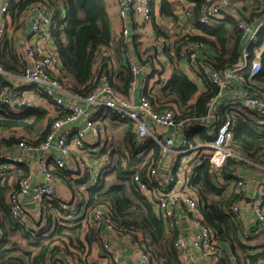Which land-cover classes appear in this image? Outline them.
<instances>
[{"label":"built area","instance_id":"2783aa9c","mask_svg":"<svg viewBox=\"0 0 264 264\" xmlns=\"http://www.w3.org/2000/svg\"><path fill=\"white\" fill-rule=\"evenodd\" d=\"M245 1L247 0H205L199 16L200 24L211 26L220 20L224 9H231L243 39L239 61L232 67L215 70L205 63L204 55L209 46L202 41L191 40L189 35H183L184 41L177 49L180 63L202 66L205 75L219 88V93L211 99L205 116L180 120L176 116V106L171 110L158 111L157 104L150 100L147 93L143 92L139 99L136 98L141 72L137 64L130 63L132 81L128 93L116 90L112 77L107 73V70H111V46L101 48L96 54V70L90 82V92H73L71 84L61 77V60L57 48L52 45L55 15L52 3L49 0H39L24 12L20 19L22 22L28 19L31 21L32 39L28 44H23L9 37L6 22L10 16L11 0H0V44L8 39L13 40L21 67V73L16 75L5 70L0 63V75L10 83L7 87L0 88V110L6 107L15 114L46 110L53 120L49 134L43 139L17 131H11L8 137L0 133V178L19 164L27 165L31 171L34 162L38 163L42 173L40 183L33 182L29 176L11 187L7 198L11 215L29 226V218L38 216L33 211H38L46 200L58 202L68 213L80 211V199L74 197L66 202L61 197L58 189L61 180L54 170L69 171L71 179L84 181L88 183V187H93L108 172L107 168L115 163V153L107 148V139L100 129L105 116L113 115L119 121L132 125L137 143L145 145L154 142L161 147L162 159L158 166L147 170L145 179L139 173L142 169L139 165H133L129 169L134 172L138 190L155 206L169 228L182 226L180 210L185 211L191 239L181 228L182 232L175 242L181 261L184 264H201L195 255L197 252L206 264H238V259L231 250L220 248L213 232L202 224L199 196L192 187V175L197 166L206 162L212 165L218 181L231 171L236 180L240 201L231 204L229 211L243 222L247 223L249 220L250 227H260L258 233L264 232V178L257 183L250 199L244 194V189L248 188V179L238 169L242 165H248L252 168L259 167L264 172V162L252 161L230 148L236 123L245 120V116L238 111L241 106L264 122L263 88L247 89L245 85L246 78L251 80L263 69L264 45L260 48H254V45L264 29V15L252 23L243 21L238 7ZM103 2L106 6L116 5L122 19H126L129 12L141 24L152 18L151 0ZM186 16L192 17L193 14L189 12ZM129 33L130 29L124 27L120 36L127 37ZM163 43L157 41L155 47L160 51ZM105 61L107 62L104 63ZM104 65H107V70H104ZM230 90H235L236 94H228ZM48 106L54 107L51 112ZM221 111L225 117L220 114ZM198 126L207 127L208 134L212 137L210 142L198 144L190 140V134ZM11 138L17 140L13 146L4 143ZM11 149L14 151L10 152ZM171 156L180 157L181 165H171ZM126 164L122 165L125 169L128 168ZM169 164L170 167H167ZM84 221L102 236L103 250L107 255H115L112 244L114 237L133 236L116 229L112 209L108 204L90 209ZM245 227L249 228L247 224ZM108 233L110 235L105 236ZM247 234L244 231V235ZM1 236L0 233V238ZM135 247L138 254L136 264L156 262L149 253H145L147 247L139 243ZM61 254L51 258L48 264H65L60 261Z\"/></svg>","mask_w":264,"mask_h":264},{"label":"trees","instance_id":"16d2710c","mask_svg":"<svg viewBox=\"0 0 264 264\" xmlns=\"http://www.w3.org/2000/svg\"><path fill=\"white\" fill-rule=\"evenodd\" d=\"M39 0H11L10 15L19 19L28 7ZM54 8V24L52 37L61 60V77L71 84L73 92L87 94L91 90L90 82L94 77L96 54L103 47L111 44V23L103 0H49ZM195 4L194 15L198 21L204 5L203 0H189ZM173 16V13H167ZM264 15V0L254 2L251 10H244L241 19L252 23ZM199 22V21H198ZM230 26H221L207 32L215 38L214 42L200 37H190L193 41H202L209 46L212 54L206 57L205 63L215 70H223L235 65L240 58L243 39L235 19L229 20ZM200 24V23H199ZM122 47L125 43L121 44ZM264 45V29L259 33L254 48ZM218 47V48H217ZM178 57V53H177ZM105 61L104 63H106ZM0 63L5 70L11 72L19 70L14 44L5 42L0 46ZM263 69L255 77L246 78L247 89L256 87L264 90V51L262 53ZM107 70V65H104ZM116 90L127 94L132 81L130 64H124L118 71H109ZM249 75V73H248ZM206 90L198 95V87L182 72H175L171 80L160 89L159 94L148 95L157 104V110H171L176 106L178 119L200 118L209 111V103L218 93L219 88L205 75L201 74ZM7 87L5 79L0 75V88ZM197 96V98H196ZM196 100L194 101V99ZM245 116L239 120L234 128V138L230 148L240 152L243 156L256 162H264V122H261L249 109L241 106L238 109ZM224 116V112L221 113ZM52 118L44 111H26L22 114L11 113L6 107L0 110V129H22L28 133H36L46 125L40 138L46 137L52 127ZM194 129L192 135L200 133L199 140L208 143L212 137L208 129L203 126ZM121 134L119 158L113 166L107 168L93 187L87 186V197H82L85 210L108 204L112 209V219L116 229L123 234L135 235L143 233L149 240L150 246L145 250L158 264H184L177 252L175 242L182 232L181 227L169 228L159 216L155 206L143 195L134 182V172L122 165L137 163L142 169L139 171L145 179L147 170L158 166L162 159L161 147L154 142L145 145L137 143L130 123L125 124ZM13 145L17 142L11 138L4 143ZM130 161V163H129ZM231 164L237 165L234 161ZM231 166V165H230ZM18 169L23 173L16 176V183L27 179L29 171L27 165L19 164ZM0 178V264H48L51 258L63 253L72 245L76 249L82 248L81 236L88 230L83 220L86 214L76 212L72 220L65 219L69 213L61 208L58 202L46 200L38 209L37 218L30 217V225H24L16 220L10 212L7 198L11 191L8 178L11 171ZM55 175L68 183L80 186L82 183L71 179V173L63 169H55ZM112 176L114 180L111 181ZM225 182L220 184L209 162L197 166L192 175V187L199 196V211L201 222L214 235L215 241L224 248L227 245L237 257L238 264H264V240L258 241L264 232L260 227H245L244 222L229 211V206L239 201L236 180L228 171L224 175ZM72 187V186H71ZM74 214V213H72ZM74 216V215H72ZM244 231L248 234L244 235ZM89 235L98 232L89 227ZM87 236L88 241L91 243ZM24 242V243H23ZM24 244V245H23ZM24 246V247H23ZM225 249V248H224ZM83 249H81L82 251ZM62 255V254H61ZM55 264V263H52Z\"/></svg>","mask_w":264,"mask_h":264},{"label":"crops","instance_id":"0c3cea01","mask_svg":"<svg viewBox=\"0 0 264 264\" xmlns=\"http://www.w3.org/2000/svg\"><path fill=\"white\" fill-rule=\"evenodd\" d=\"M205 1V0H203ZM152 2V18L149 22L144 24L138 23L136 19L133 17L132 13H128V17L126 19L120 18L118 15V8L116 5L114 6H106L108 16L110 18L111 23V44L110 46L113 48L112 52V61H111V71H118L121 65L124 64H137L140 66V83L136 90V98L139 99L141 95L147 93L148 95H156L159 94L161 88H163L173 77L175 72L185 73L189 79H191L196 86L198 87V95L206 90L204 80L201 77L203 67L200 65L192 63H187L186 65H182L177 57V49L184 41L183 35H189L190 37H200L205 38L214 42L215 38L209 34L208 30H214L221 26H225L228 28L230 26L229 20H233V16L229 9H224L222 12V16L219 21L213 23L211 26H204L199 24L194 15L195 4L189 0H151ZM254 7V2L252 0H247L245 3H242L238 7V11L240 15L244 10H251ZM173 13V16L166 15L167 13ZM191 12L193 14L192 17H187L186 14ZM201 13V12H200ZM230 23V24H229ZM7 28L10 32L9 37L13 38L15 41H19L23 44H28L32 39V31H31V21L28 19L26 22H22L21 19H15L10 15L7 18L6 22ZM124 27H128L130 29V33L127 37H122L121 32ZM7 41V40H6ZM9 42H13L12 39H8ZM157 41H163V49L158 50L155 47V43ZM125 43V46L122 47L121 44ZM4 43V42H3ZM0 44V46L3 45ZM52 45L56 48L54 41H52ZM218 48V47H217ZM16 52V51H15ZM212 54V51L208 49L205 52V57ZM17 56V54H16ZM18 59V57H17ZM19 62V60H18ZM5 69V68H4ZM95 65L93 72L95 73ZM8 71V70H7ZM10 73H14L19 75L21 73V67L19 66L18 72L10 70ZM62 76V75H61ZM9 85L10 83L7 81V78L3 77ZM13 88V87H12ZM236 88V87H234ZM28 89H30L28 87ZM129 91V90H128ZM228 94H236L235 90H230ZM197 98V96H196ZM194 99V101L196 100ZM49 104V103H47ZM1 105V104H0ZM53 106H48V110L51 112ZM44 112L48 115V111L44 110ZM110 119L118 125L125 126V122L119 121L113 115H106L100 125V129L102 130L106 141V146L109 150L114 151L110 146L111 136L108 133V127L110 126ZM46 128H40L36 133H28L22 129H0V133L4 136L8 137L11 131H17L20 134H29L30 136L36 135L40 137L41 133ZM199 128V127H198ZM206 128V127H205ZM207 129V128H206ZM198 131V130H196ZM196 131L192 135V141L195 143L201 144L202 141L199 140L200 133H196ZM7 141V140H6ZM15 144V143H14ZM13 146V145H12ZM122 148H120L121 150ZM14 150L11 149L10 152ZM115 153V152H114ZM119 151H117V155ZM116 155V153H115ZM190 155V154H189ZM37 157V156H35ZM117 158L115 159L116 162ZM171 165L174 163L176 165H181L180 157L171 156L170 157ZM130 163V161H129ZM131 165H138L137 163H132ZM28 167V166H27ZM170 167V164L167 166ZM239 170L245 173L248 179V188L244 189V194H247L251 199V196L254 193V189L263 178L264 172L259 168H252L248 165H242L238 167ZM29 171V168H28ZM23 173L21 169L16 168L14 171H11L10 177L8 178V185L11 188L15 185L16 175ZM29 176L32 178V181L35 183H40L42 181V173L41 168L39 167L37 162H34L31 171H29ZM61 180V179H60ZM220 184L225 182L224 178H221L218 181ZM72 183V187L68 185L67 182L61 180L58 184V189L61 197L69 202L74 197L81 200L78 204L81 213L86 214L88 211L85 210V204L82 202V199L77 196V193H74V184ZM85 185L83 186L85 190H87L88 183L84 181L81 182ZM81 184V185H82ZM248 191V192H247ZM87 191L84 198H86ZM240 201V199H239ZM249 206V200L247 201ZM37 213V211H33ZM76 213H69L64 216L65 219L72 220L73 217H76ZM180 214L184 220V223L189 225L188 218L186 217L185 211L180 210ZM74 215V216H72ZM38 217V216H37ZM36 217V218H37ZM86 225L85 221L83 222ZM248 227L251 225L249 220H247ZM183 225V223H182ZM88 226L86 225V228ZM182 230L188 235L189 240L191 239V232L189 227L181 226ZM89 235V227L88 230L83 232L81 236L82 248L76 249L74 246L69 245L67 250H63L61 262L65 264H127V260L130 259L134 264L137 263L138 254L135 247V244L139 243L144 247L150 246V240L143 233H136L134 236H123V237H114L112 239L113 248L115 251V255H107L103 250V239L101 235H89V239L91 243L88 241L87 236ZM106 235H110L105 234ZM224 248L230 250L227 245H224ZM195 255L201 264H206L205 260L202 256L195 252ZM158 264V263H154Z\"/></svg>","mask_w":264,"mask_h":264},{"label":"rangeland","instance_id":"374dc122","mask_svg":"<svg viewBox=\"0 0 264 264\" xmlns=\"http://www.w3.org/2000/svg\"><path fill=\"white\" fill-rule=\"evenodd\" d=\"M123 127H125V126H122V125L120 126L110 119V126L108 127V133L111 136V140H110L109 144H110L111 148L114 150V152L116 153L115 159L119 158V154L117 155V151H120V143L123 141V135L121 134ZM124 163H126V162H124ZM127 169H129V168H127ZM109 179H111V181H112L115 178H114V176H112ZM84 185H85L84 183L80 186L74 185V193H77L76 195L79 196L80 198H82L83 195H85V193H86V190L83 187ZM76 212H78V211H75L72 213H76ZM263 240H264V236H261L258 241H254L253 243H255V244L260 243Z\"/></svg>","mask_w":264,"mask_h":264},{"label":"water","instance_id":"95a60500","mask_svg":"<svg viewBox=\"0 0 264 264\" xmlns=\"http://www.w3.org/2000/svg\"><path fill=\"white\" fill-rule=\"evenodd\" d=\"M30 207H34V205H30ZM182 223H183V225H182L183 227H185V228H186V227H189V225H187L186 223H184V220H183ZM127 264H134V263H133L130 259H128V260H127Z\"/></svg>","mask_w":264,"mask_h":264}]
</instances>
